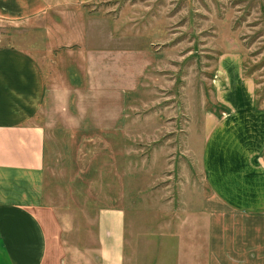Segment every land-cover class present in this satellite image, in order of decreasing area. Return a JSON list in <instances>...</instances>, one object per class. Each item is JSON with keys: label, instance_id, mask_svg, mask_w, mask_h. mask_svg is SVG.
<instances>
[{"label": "crops", "instance_id": "1", "mask_svg": "<svg viewBox=\"0 0 264 264\" xmlns=\"http://www.w3.org/2000/svg\"><path fill=\"white\" fill-rule=\"evenodd\" d=\"M96 1L0 0V21L29 32L23 47L0 46V264H62L50 262L59 228L41 204L52 100L70 108L73 93L76 107L103 108L91 117L107 129L150 68L147 47L127 45L140 37L113 34L125 24L98 14ZM241 67L237 53L218 54L211 84L221 112L200 118L203 190L187 225L144 248L121 207H99L95 264H264V110Z\"/></svg>", "mask_w": 264, "mask_h": 264}, {"label": "rangeland", "instance_id": "2", "mask_svg": "<svg viewBox=\"0 0 264 264\" xmlns=\"http://www.w3.org/2000/svg\"><path fill=\"white\" fill-rule=\"evenodd\" d=\"M95 9L125 24L113 34L140 37L127 45L146 46L150 68L128 91L121 122L107 129L91 117L103 108L76 107L73 93L70 108L52 100L41 183V204L59 228L51 263L95 264L99 207H121L144 248L187 225L203 190L200 118L218 109L211 84L218 54L239 55L264 110V0H99ZM23 30L0 21V46L23 47ZM68 109L71 119L62 122Z\"/></svg>", "mask_w": 264, "mask_h": 264}, {"label": "trees", "instance_id": "3", "mask_svg": "<svg viewBox=\"0 0 264 264\" xmlns=\"http://www.w3.org/2000/svg\"><path fill=\"white\" fill-rule=\"evenodd\" d=\"M256 108H257V107H256ZM217 110H219V109H217ZM217 110L214 111L213 113L218 115L221 111H217Z\"/></svg>", "mask_w": 264, "mask_h": 264}]
</instances>
